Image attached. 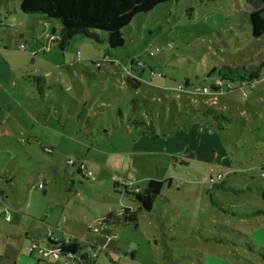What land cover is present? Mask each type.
<instances>
[{"label":"rangeland","instance_id":"rangeland-1","mask_svg":"<svg viewBox=\"0 0 264 264\" xmlns=\"http://www.w3.org/2000/svg\"><path fill=\"white\" fill-rule=\"evenodd\" d=\"M249 10L247 0H170L136 13L120 47L76 35L60 49L49 39L56 19L0 0V148L10 149L0 151V176L14 175L13 186L29 194L24 207L45 191L51 199L40 216L53 205L51 230L60 240L78 237L89 263L224 264L226 252L248 253L246 243L264 248V214H255L264 211V79L197 91L211 89L225 66L264 64ZM127 76L140 77L139 87ZM207 105L229 120L204 113ZM80 162L89 175L77 172ZM38 179L43 191L32 187ZM149 179L164 184L152 209L135 213L137 224L96 222L136 209L123 183L143 191ZM14 211L0 199V264L20 247L9 246L10 234L24 232L6 231L4 215Z\"/></svg>","mask_w":264,"mask_h":264},{"label":"trees","instance_id":"trees-1","mask_svg":"<svg viewBox=\"0 0 264 264\" xmlns=\"http://www.w3.org/2000/svg\"><path fill=\"white\" fill-rule=\"evenodd\" d=\"M167 1L170 0H19V8L25 14L35 15L46 20L56 19L59 22L58 31L52 28L49 36H53L50 42H57L60 49H63L76 35H83L97 42L105 40L109 47L116 48L124 45L121 29L136 13L147 12L154 6ZM247 3L250 6L248 11L250 34L253 38H264V0H247ZM138 64L142 65V63ZM218 74L219 78L211 84V89L206 87V93H218L222 88L229 91L234 88L252 87L256 81L264 79V64L260 63L259 67L251 66V68H246L243 65L225 66L218 71ZM33 78L42 80L43 76L35 75ZM125 81L134 88H138L140 85V77L127 76ZM235 81L237 86L234 87ZM202 111L213 114L216 118L229 120L228 116L212 105L204 106ZM151 133L153 136H157L154 130ZM77 170L82 174L79 167ZM163 184L164 180L149 179L144 190L140 191L138 188L127 189L128 185L123 183L125 193L132 195L139 205L133 210L124 207L121 213L131 211L134 214L140 211H150ZM114 185L117 186L119 183L114 181ZM259 213L264 214V211L259 210L255 214ZM109 217L110 213L106 214L104 222ZM46 243L50 247L58 248L62 256L66 253L83 250L81 242L76 237L70 238L68 241L53 240L49 237ZM246 245L248 250L259 254L264 260V248L260 250L248 243ZM85 253L81 255L83 259L87 260L88 257Z\"/></svg>","mask_w":264,"mask_h":264},{"label":"crops","instance_id":"crops-1","mask_svg":"<svg viewBox=\"0 0 264 264\" xmlns=\"http://www.w3.org/2000/svg\"><path fill=\"white\" fill-rule=\"evenodd\" d=\"M5 9L8 10L7 5ZM19 35H21V33ZM6 148L7 147H2L0 148V151L4 150L10 153L9 152L10 149L9 148L6 149ZM10 157H13V156L10 155ZM7 172H10V171H7ZM40 180L43 181V188H39V189L43 191L44 190V180L43 179H38L33 184L32 187L38 188L37 183ZM14 181H15V176L10 175V173L4 176H0V199H3V201H5L6 203L8 200H11L12 202H14V205H15L14 212H16V213H13V214H16V217H14L15 215L10 216L9 214H7L10 216V220H6L4 218V220L8 222L9 226L12 228L11 230H6V231L10 234L11 231L17 229L18 227H22L24 232L21 233V235L19 236H13V234H10V238H8L10 241L7 239V243L9 244V246L13 247L14 245L16 247L17 246H20V247L19 248L17 247V249L11 250L12 253L10 255H14V258L2 256L1 261L3 262V264L4 262H6L7 264H53L51 261L41 258L35 251H29V246L31 243H34V242H36V244L38 243L37 240H34L36 238H39L41 241L38 243V245L39 244L47 245L46 241H47V238L49 237L53 239H59V237L54 234L53 230H51V228L53 227H58V226L53 225L55 223L54 222L55 213L53 210V205L51 204L49 205V208H47L48 213H46V215L43 218L40 216L45 209V206L43 204L44 201L48 202L51 198H48L45 191L43 195H35L34 193H31L30 194L31 199L28 202V205L24 207V204H23L24 202H23V199L21 200V197H26L25 195H29V194H25V192L23 191L24 188L22 189L21 186H18V188L14 187L13 186ZM13 194H15L14 198H12ZM57 205H59L58 201H57ZM108 213H110V217L107 218L106 222L103 223V224H107L108 227H111L112 224L119 222L121 219L125 222L132 221L135 224H137V222H135L136 215L135 213L133 214L131 211L123 212V213H121V211H118V212L109 211L107 212V214ZM29 217L32 220H35V223H37V225L27 229V225H25L24 220L25 218H29ZM14 222H16L17 224L14 225L13 224ZM41 225L42 226L47 225V227L50 228V231H48L49 229L44 228ZM1 231H3L2 228H0V232ZM30 232H31V237H30ZM22 237L24 238V241L23 240L20 241ZM16 242L19 244L16 245ZM250 245H252V243ZM93 246L96 247L95 244ZM83 248L84 247L82 246V249ZM246 252L248 253L244 252L243 254H240L241 252L239 250L236 252L234 251V249L232 251V254H230L229 252H226L228 256L223 259L224 264H263L264 260L261 259L259 254L255 252H251L250 250H247V249H246ZM232 255H235L236 257H232ZM131 258H133L132 254H131ZM186 264H188V262Z\"/></svg>","mask_w":264,"mask_h":264},{"label":"built area","instance_id":"built-area-1","mask_svg":"<svg viewBox=\"0 0 264 264\" xmlns=\"http://www.w3.org/2000/svg\"><path fill=\"white\" fill-rule=\"evenodd\" d=\"M52 38H53V36L50 35L49 39H52ZM168 46H170V44H168ZM24 47H25L24 44H20V48H24ZM160 50H161V48L159 46H155L152 50L149 51V54L150 55H154L157 52H159ZM150 75L151 76L155 75V72L153 70H150ZM157 75L161 76V73H157ZM197 91L206 93L207 92V88L206 87H203L201 89L197 88ZM45 150L49 151V148H45ZM70 162L74 163L73 160H70ZM78 167H79L81 172L84 171L85 174H87V175L90 174V171H87V167H86V165L83 162L78 163ZM216 178L220 179L221 178V174L217 173ZM216 178L210 177V181L213 182V181H215ZM37 187L38 188H43V181L42 180H40L37 183ZM4 218L6 220H10V216L7 215V214L4 215ZM96 222L98 224L102 225L104 223V219L97 220ZM92 231L93 232H98L99 231L98 226L97 225H93L92 226ZM75 237L76 236H74V235H69V236H67L64 239V241H68L70 238H75ZM76 238L78 239V237H76ZM53 240H57V239H53ZM29 251H35L41 258L47 259V260L51 261L53 264H98L97 262L89 263L86 259H83L81 254L85 253L84 251L75 252V253H66L65 255L62 256L58 248L50 247L48 245H38L36 243H31L30 244ZM87 257H88V255H87Z\"/></svg>","mask_w":264,"mask_h":264}]
</instances>
